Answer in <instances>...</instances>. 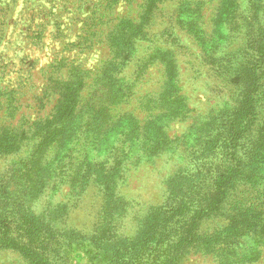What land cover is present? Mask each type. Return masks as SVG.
Instances as JSON below:
<instances>
[{
  "label": "rangeland",
  "instance_id": "374dc122",
  "mask_svg": "<svg viewBox=\"0 0 264 264\" xmlns=\"http://www.w3.org/2000/svg\"><path fill=\"white\" fill-rule=\"evenodd\" d=\"M92 1L96 0H17L8 9H0V82L5 84L1 79H9L17 84L20 77H26L30 84L18 96L19 107L12 120L13 124L21 116L33 119L51 112L57 93L48 85L45 72L54 54L77 58L87 67L97 65L99 59L108 54L107 40H100L96 46L84 51L68 50L65 45L77 39L85 21L82 17L86 12L89 13L87 9L92 8ZM177 1L162 0L152 9L145 39L139 40L137 50L142 54L152 46L167 49L164 63L169 70L171 67H167L166 61H176L178 72L176 71L175 87L186 96V105L192 107L193 112H188V118L177 122L172 121L170 116L174 113L168 110V114L160 115L157 120L164 125L168 138L174 140L185 134L182 140L186 141L184 146L175 149L171 146L158 156L141 157L138 164H127L129 169L125 172L120 167L122 164L114 162L113 151L93 150L92 159L95 162L101 161L100 169L103 173L112 164L115 169L107 170L109 175L104 174L101 182L94 178L95 174L89 175L88 183L72 195L69 193L68 182L63 183L59 179L54 182L50 180L52 183L47 181L49 179L42 180V187L35 195H31L29 191L27 196H20L26 185L22 182H18L15 187L10 185L12 187L8 192L0 187V211L9 212L12 206H18V213L13 216V220L18 221L23 216H28L43 224V232L45 229H53V238L48 239V245L42 250L50 264H167L173 247H170L169 241L174 240V244H177L178 241L175 240L179 238L184 226L191 223V217L206 207L205 192L213 190L220 178L226 181L230 169L246 167L251 172H257L254 168L262 163L261 159L252 156L247 147L254 135L252 125L247 126L248 129L250 127L247 136L233 138L228 108L234 104L236 97L240 99L244 93L243 79L235 78L239 74L240 65H251L259 75L260 87L254 93L253 100L262 114L258 122L263 121L264 38L257 42L239 38L233 43V48L225 53V61L229 65L224 67L221 61V67L215 68L201 59L196 44L185 34L182 26L177 24ZM217 1L219 0H206L207 3L202 8L203 24L209 29L210 17L218 7ZM238 2V11L249 16L252 6L248 0ZM259 2V21L264 25V0ZM111 7V17L127 14V17L136 19L146 8L144 0H118ZM31 15L33 18H30ZM116 23L117 20H112L103 25L104 34L115 29ZM25 27L29 30L22 31L21 28ZM33 28L39 35L31 33ZM30 36L37 37L32 40ZM258 45L259 51H256ZM129 69L131 68H127ZM162 71V66L154 61L144 75L147 81L141 85L142 91L149 89L157 94L164 82ZM100 99L94 97L93 101L96 103ZM133 114L140 119L146 118L145 113L136 108ZM209 117V123H205ZM86 118L88 127L83 124ZM77 122H82L80 125H83V129L87 127V133L93 136L98 134V120L94 112H87V109L77 111L73 123ZM141 139L143 147L151 151L158 138L156 131H151L141 136ZM91 142L92 136L85 141L89 146L96 144L91 145ZM68 145L79 151L81 149L79 140L68 142ZM133 152L135 153L128 154L130 158L141 150L134 149ZM144 153L149 151L143 148L142 154ZM72 155L76 153L72 152ZM0 167L7 170L10 165L7 163L5 167ZM121 171L120 184L113 186L115 179L118 183L117 177ZM218 175L222 177L218 178ZM2 178H5L4 172L0 173V179ZM252 179L237 178L238 187L224 193L219 209L214 212L216 215H213V211L209 215L207 213L209 219L202 217L198 229L200 227L201 230L212 232L225 227L229 223L227 217L230 208L235 204L233 199L239 197L245 202L254 195L256 190L245 184ZM2 183L4 182L0 180V184ZM263 184L264 181L260 180L259 186ZM17 196L22 201L20 205H15L12 201ZM243 202L240 200L239 203ZM157 218L161 222L158 225L154 222ZM100 224L98 236L100 240H106L107 245L98 254L90 253L87 244ZM10 231L13 237H17L13 228ZM216 237H221L218 232ZM20 238L24 237L20 235ZM255 240L254 232L250 231L242 233L229 245L238 253L245 251L247 254L250 247L252 249L256 245ZM176 247L182 248L179 245ZM247 249L249 250L246 252ZM230 257L233 255L229 247L217 254L190 251L173 264H221V260ZM0 262L28 264L17 252L8 250L0 251ZM248 264H264V248L258 258Z\"/></svg>",
  "mask_w": 264,
  "mask_h": 264
},
{
  "label": "trees",
  "instance_id": "16d2710c",
  "mask_svg": "<svg viewBox=\"0 0 264 264\" xmlns=\"http://www.w3.org/2000/svg\"><path fill=\"white\" fill-rule=\"evenodd\" d=\"M16 1L0 0V4H3L0 9H8ZM117 1H92V8L87 9L89 13L86 12L82 17L85 21L77 39L65 43L68 50L84 51L96 46L100 40H107L108 54L99 59L97 65L87 67L79 59L70 57L69 59L59 53L54 54L53 59L47 64L46 80L57 93L51 112L33 119L21 116L19 121L13 124L12 120L19 107L18 96L24 92L27 85L30 87V84L26 77H20L21 80L17 81V84L9 79H1L5 84L0 82V166L5 167L7 163L10 165L7 170L0 167V173L4 172L5 175V178L0 179L4 182L0 184L3 191L8 192L12 187L10 185L15 187L18 182H22L26 185L21 190L20 196H27L29 191L31 195H35L42 187L40 184L42 180L49 179L47 181L54 182L59 179L63 183L68 182L69 193L72 195L88 183L89 175L95 174L94 178H98L101 182L105 175H109L108 171L115 169L112 164L103 173L100 169L101 161L95 162L92 159L93 150L113 151L114 162L122 164L120 167L125 172L129 169L126 167L127 164L135 162L138 164L141 157L158 156L171 146L174 149L184 146L186 141L182 140L185 134L172 140L166 136L164 125L157 120L160 115L168 114V110L174 113L170 116L172 121L177 120V122L188 118V112H193V108L186 105V96L175 87L176 61L175 59L166 61L167 67H171L169 70L164 63V54L168 53L167 49L152 46L142 54H139L137 50L139 40L145 39L152 9L162 0H144L146 8L137 19L127 17V14L123 16L116 14L114 18L111 17L113 9L111 4ZM248 2L252 6L251 14L244 16L238 11V0L217 1L218 7L210 17L209 29L203 24L202 8L207 3L206 0L177 1V24L179 27L182 26L185 34L196 44L201 59L205 63L220 68L222 61L226 67L229 62L225 61V53L233 48V43L235 44L239 38L242 37L248 42H257L264 38V25L259 21L260 2L259 0H248ZM145 15H147L146 18ZM30 18L33 16L31 15ZM110 20H117L116 28L104 34L102 26L111 22ZM21 30L29 29L25 27ZM30 31L39 35L34 28ZM64 36L66 37V34ZM30 37L33 40L37 36ZM256 48V51H259V45ZM154 61L163 68L161 76L164 82L160 91L157 90V94L154 90L142 91L141 89V85L147 81L144 75ZM127 68L131 69L127 70ZM235 78L243 79L244 93L240 99L236 97L234 104L228 108L231 133L234 139L244 138L250 133L248 124L252 125L254 135L250 146L247 145V147L249 152H252V156L261 159L262 163L259 167H253L258 170L257 172H251L246 167L230 169L226 181L220 178L216 181L213 190L205 192L206 207L191 217V223L184 226L183 231L178 235L179 238L175 240L178 241L177 244H174V240L169 241L170 247H173L167 264H173L190 251L217 254L226 247L231 249L233 257L221 260V264H248L249 261L258 258L264 248V184L259 186L260 180L264 181V118L263 121L258 122L262 114L253 100L254 93L260 87V80H258L259 75L255 73V68L243 64L240 65L239 74ZM94 97L101 99L95 103ZM137 102L140 103L137 104ZM135 108L144 112L146 118L140 119L133 114ZM83 109H87V112L92 111L94 116H97L98 134L96 136L87 133L89 132L87 118L83 123L87 126L85 129L83 125H80L82 122L73 123L74 115ZM209 120L210 117L205 120V123H209ZM189 127L193 128L190 125ZM151 131H156L158 139L153 143V148L156 149L152 148L150 151L143 147L141 136ZM90 136H92L90 144L96 143L94 146L85 143ZM78 140L81 143L80 151L68 145V142ZM143 148L149 153L143 155ZM134 149H140L141 152L130 158L128 154H134ZM72 152L76 155H72ZM122 171L117 177L118 183L115 179L113 186L120 184ZM219 177L222 176L218 175ZM246 177L253 178L245 184H249L250 188L256 191L245 202L243 198L233 199L235 204L230 208L227 217L229 223L212 232L201 230L200 227L198 229L202 217L209 219L208 215L212 211L213 215H216L214 212L219 209L224 193L238 187L236 179L243 180ZM6 178H8L7 182ZM20 196L12 198L15 205L22 204ZM240 200L242 204L239 203ZM17 213L18 206H12L9 212L0 211V251L17 252L28 264H50L42 250L48 245V239L53 238L51 235V230L52 233L54 232L53 229H45L46 231L43 232V224L37 223L28 216H23L18 221L13 220V216ZM157 220L158 218L154 219L156 225L161 223ZM11 222H14L13 225H10ZM101 225L87 244L90 253L98 254L100 249L104 250L107 245V241L100 240L98 236ZM10 228L15 230L17 237L12 236ZM249 230L254 232L256 238V245L252 246V249L250 247V251L246 250L252 256L251 259L248 253H244L245 251L240 254L232 245H229L242 233H249ZM216 232L221 237H216ZM20 235L24 238L21 239Z\"/></svg>",
  "mask_w": 264,
  "mask_h": 264
}]
</instances>
